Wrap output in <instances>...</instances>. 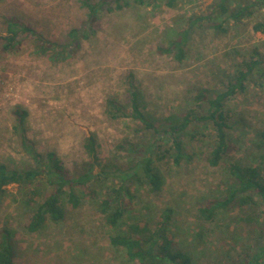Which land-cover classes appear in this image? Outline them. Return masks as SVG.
<instances>
[{
    "label": "rangeland",
    "instance_id": "rangeland-1",
    "mask_svg": "<svg viewBox=\"0 0 264 264\" xmlns=\"http://www.w3.org/2000/svg\"><path fill=\"white\" fill-rule=\"evenodd\" d=\"M125 1L114 11L107 6L115 8L116 2L106 1L77 54L54 63L35 51L32 35H22L15 51H4L5 19H16L49 40L65 42L72 28L86 27L88 9L78 0H0V163L19 170L35 165L14 128V110L21 106L29 113L24 131L34 147L43 153L55 151L71 176L84 170L89 158L84 143L91 133L96 134L100 156L112 164L111 169L127 167L139 150L149 153L151 149L163 176L157 192L144 180L135 182L133 199L118 229L108 226L99 209L106 197V181L104 185L91 182L97 197L84 198L76 208L66 203L64 218L58 222L48 218L37 232L29 231L28 223L51 187L45 182L9 185L0 199V233L11 231L14 263L142 264L130 260L124 248L115 247L112 235L130 233L132 223L153 231L168 214L169 232L192 252L196 264L248 261L252 244L264 240L261 204L221 210L212 222L201 216L200 208L226 194L232 163H258L256 134L264 130V80H248L246 92L226 104L229 149L217 166L208 159L216 142L211 120L196 119L190 124L183 137L189 157L177 164L173 153L167 152L168 135L156 133L123 111L112 118L107 105L114 99L130 114L128 85L134 80L144 94L146 112L158 127L170 114L189 110L199 116L208 114L207 100L195 98L200 90L206 88L208 97H215L254 50L264 56V33L254 30V24L264 19V6L240 23L228 20L227 14L198 22L179 60L176 50L163 49L179 38L193 13L202 14L217 0H177L174 6L167 5V0L121 3ZM210 22H224L227 29L218 33ZM250 215L256 219L250 221Z\"/></svg>",
    "mask_w": 264,
    "mask_h": 264
},
{
    "label": "trees",
    "instance_id": "trees-1",
    "mask_svg": "<svg viewBox=\"0 0 264 264\" xmlns=\"http://www.w3.org/2000/svg\"><path fill=\"white\" fill-rule=\"evenodd\" d=\"M81 5L88 9L89 21L85 28L74 27L68 33L65 42H56L38 34L33 28L22 24L16 19L6 18V34L2 39V49L12 52L18 49L21 44V36L26 34L34 37V49L38 54L46 55L50 61L64 62L77 54L82 46V41L88 39L93 31L94 23L98 19L100 10L108 5V0L92 1L78 0ZM107 1V2H106ZM115 8L107 6L108 11L121 9L127 4L125 1L114 0ZM143 1V0H139ZM177 0H167L169 6H174ZM264 6V0H217L211 3L210 7L202 14L193 13L188 19V26L181 29L179 38L172 40L163 51L172 53L176 50V57L179 60L185 56L184 44L188 39L191 29L198 22L209 19L216 15L227 14V19L234 23H240L244 19L251 18ZM216 32L226 31L224 22H210ZM254 30L264 33V19L254 24ZM132 77V74H131ZM263 82L264 80V56L254 50L250 59H245L238 67L224 91L219 92L215 97L209 98V90L203 88L195 97L197 101L207 100L209 113L199 116L194 110L184 114H170L164 118L160 127L151 120L146 112V101L142 90L134 80H130L128 92L130 93V114L125 112L124 106L119 105L114 99L108 100V111L110 117L117 118L123 111L125 115L132 117L138 122L145 124L147 128L154 129L156 133L163 132L171 140L168 153H173L175 163L180 164L189 157L187 153L184 135L190 124L199 119L201 121L211 120L216 130L215 146L209 156V162L217 166L224 154L229 149L231 128L228 123L226 104L232 98H236L247 90V81ZM16 115L15 130L20 133L23 144L35 161L31 168L19 170L10 169L6 164L0 163V199L6 193L7 187L11 184L18 186H32L45 182L51 187V191L44 197V200L37 203L34 213L28 223V230L37 232L45 225L48 218L58 222L65 216L66 203L73 208L78 207L86 197L95 198L98 196L96 189L90 186L95 181L99 184L105 183L99 209L106 217V223L113 229H118L123 224L128 201L133 199L132 187L135 182H143L150 186L153 192L160 191L163 186V176L156 166L154 152L149 153L139 150L136 157L130 160L127 167L111 169L110 163L104 162L98 151L97 136L91 133L84 143L89 158L84 162L83 171L77 176H71L55 151L46 153L38 151L24 131L28 110L17 106L14 110ZM22 128V131H21ZM257 164H244L234 162L230 165L232 182L225 195L220 198L208 201L200 208L201 216L207 221H215L221 210H227L233 206L246 207L252 204H261L264 213V130L257 132ZM100 167L96 172L95 168ZM36 194V190L33 189ZM30 202H34L30 199ZM170 215L163 217L155 230L139 223L130 224V233L112 235L111 243L115 247L124 248L128 258L132 261H139L142 264H196L191 251L179 244L174 234L169 232L167 225ZM248 219L254 220L255 216L250 215ZM202 234V232H201ZM252 253L248 261L241 264H264V240H258L252 244ZM14 247L11 231L8 229L0 233V264L14 263Z\"/></svg>",
    "mask_w": 264,
    "mask_h": 264
}]
</instances>
